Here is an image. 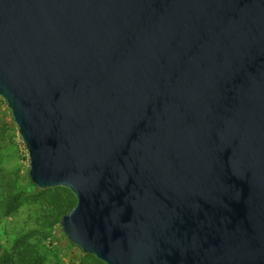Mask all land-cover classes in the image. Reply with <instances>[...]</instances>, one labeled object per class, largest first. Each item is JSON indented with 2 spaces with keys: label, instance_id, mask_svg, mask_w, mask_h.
Masks as SVG:
<instances>
[{
  "label": "water",
  "instance_id": "water-1",
  "mask_svg": "<svg viewBox=\"0 0 264 264\" xmlns=\"http://www.w3.org/2000/svg\"><path fill=\"white\" fill-rule=\"evenodd\" d=\"M0 96L85 255L264 264V0H0Z\"/></svg>",
  "mask_w": 264,
  "mask_h": 264
},
{
  "label": "rangeland",
  "instance_id": "rangeland-1",
  "mask_svg": "<svg viewBox=\"0 0 264 264\" xmlns=\"http://www.w3.org/2000/svg\"><path fill=\"white\" fill-rule=\"evenodd\" d=\"M29 172V152L11 110L0 96V258L12 253L21 237L39 232L48 239L37 236L28 247L43 258L44 264H100L80 250H70L62 230L64 214L77 204L75 195L65 188L34 187ZM17 196L18 205L7 216L8 206ZM58 235L62 236L58 245L52 244Z\"/></svg>",
  "mask_w": 264,
  "mask_h": 264
},
{
  "label": "trees",
  "instance_id": "trees-1",
  "mask_svg": "<svg viewBox=\"0 0 264 264\" xmlns=\"http://www.w3.org/2000/svg\"><path fill=\"white\" fill-rule=\"evenodd\" d=\"M31 186H33V185L31 184ZM27 187H28V185H27ZM18 201H19V196L15 197L12 200V202L9 204L8 209H7V216H9L16 209V207L18 205ZM68 213H65L64 215H66ZM40 235L41 234L39 232H32V233H29V234L21 237V239H19L17 241L12 253L6 254L5 256L0 258V264H44L43 258H41L39 255H37V253H35L31 249V247H28L29 241L36 238L37 236H40ZM41 236L44 237L45 239H48V237L46 235H41ZM61 237H62L61 235L55 236L52 240V244L58 245V242L60 241ZM22 249H25V250H22ZM69 249L70 250H73V249L80 250L78 247H76L75 245H73L70 242H69ZM18 250H19V252H18ZM87 257L96 259L94 256L88 255ZM97 262L102 264L98 260H97Z\"/></svg>",
  "mask_w": 264,
  "mask_h": 264
}]
</instances>
